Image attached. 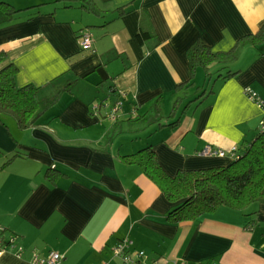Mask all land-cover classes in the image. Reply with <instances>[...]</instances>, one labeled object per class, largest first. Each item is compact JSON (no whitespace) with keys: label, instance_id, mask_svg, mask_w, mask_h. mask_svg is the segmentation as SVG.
Here are the masks:
<instances>
[{"label":"crops","instance_id":"1","mask_svg":"<svg viewBox=\"0 0 264 264\" xmlns=\"http://www.w3.org/2000/svg\"><path fill=\"white\" fill-rule=\"evenodd\" d=\"M37 1L27 7L55 3ZM97 2L105 13L83 14L79 26V13L56 3L0 27V50L19 68L18 86L72 83L38 126L22 129L0 114V227L5 238H16L0 264H33L35 254L50 251L63 255L62 264H124L113 250L125 237L133 240V256L145 252L143 264H264V203L173 222L168 215L177 203L127 156L151 146L175 175L232 160L204 155L209 145L241 148L256 137L264 119V40L239 42L264 25V0ZM83 33L92 36L90 50ZM198 41L215 52L239 44L238 58L208 66L205 72L219 69V77L184 116L177 89L193 76L188 53ZM111 89L127 92L118 121L106 116L110 105L94 109ZM158 99L175 101L177 125L140 118ZM124 122L132 129L124 131Z\"/></svg>","mask_w":264,"mask_h":264},{"label":"trees","instance_id":"2","mask_svg":"<svg viewBox=\"0 0 264 264\" xmlns=\"http://www.w3.org/2000/svg\"><path fill=\"white\" fill-rule=\"evenodd\" d=\"M54 2L59 4L61 8L78 6L87 13H105L97 0H54ZM45 4L47 3L18 9L1 0L0 27L14 20L23 10L38 8ZM116 11L119 12L117 16L119 18L126 12L125 6L118 7ZM244 40L251 43L264 40V25L256 34L247 35L241 39L239 44H245L247 41ZM239 44L230 51L215 52L202 41L195 43L188 53L193 76L187 83L179 85L177 91L190 86L199 67L208 71V66L212 62L226 65L235 62L238 58ZM85 56L82 55L79 58L82 59ZM18 72L17 65L9 62L8 53L0 50V114L14 117L22 129L38 126L41 117L58 102L61 94L69 89L72 83L63 85L55 79L41 87L32 84L18 86L16 82ZM238 73L239 71L232 72L230 76ZM181 100L183 98L178 97L177 104ZM106 105L102 104L101 100L97 106L105 107ZM148 110H150L148 111L149 115H143L140 118H144V121H148L150 125L158 124L159 126L173 127L180 120L178 117L166 124L161 122L162 102L160 99L156 100ZM184 111L185 109L182 110L181 114ZM109 112L106 114L107 117H109ZM237 151L227 165L186 168L179 170L175 175H170L164 170L151 146H147L137 154L127 156L130 157L131 163H138L159 184L167 199L177 203L169 213L168 219L173 222H180L198 220L214 213L222 206L245 212L250 206L264 203V129L259 128L256 137L250 142H243L242 147H238ZM136 155L138 156L136 157Z\"/></svg>","mask_w":264,"mask_h":264},{"label":"built area","instance_id":"3","mask_svg":"<svg viewBox=\"0 0 264 264\" xmlns=\"http://www.w3.org/2000/svg\"><path fill=\"white\" fill-rule=\"evenodd\" d=\"M82 45L85 50H90L93 46V39L90 33H83L81 35ZM126 91H115V89H111L107 94V98L102 100V104L110 105L112 104L109 117L111 119H118L122 116L124 112V101L123 97H126ZM112 97H115V101L112 100ZM253 99H256V96H251ZM261 102V101H260ZM263 103V102H261ZM98 106H95L96 109ZM264 107V103H263ZM97 111V110H96ZM261 129H264V119L260 125ZM238 147H233L229 150L220 149L212 147L211 145L207 146L203 150L204 155H218L221 157L230 156L231 158L236 155L238 152ZM5 229L0 227V253L7 251L10 247H13L15 242V237L11 236L10 238H5L4 236ZM133 240L129 237H125L114 247L113 254L117 257H120L124 264H143L142 258L145 256L144 251H139L136 256H133L132 246ZM19 251L23 249V247L18 248ZM63 255L57 251H50L49 254L45 257H40L37 254L34 255L32 260L33 264H62ZM104 264H107L106 262ZM150 264H158L155 260H153Z\"/></svg>","mask_w":264,"mask_h":264},{"label":"rangeland","instance_id":"4","mask_svg":"<svg viewBox=\"0 0 264 264\" xmlns=\"http://www.w3.org/2000/svg\"><path fill=\"white\" fill-rule=\"evenodd\" d=\"M3 1H6L7 3L11 4L12 6H14L15 8H18V9H25L27 7V5H30L34 2H38L37 0H3ZM39 1H41V0H39ZM55 4L56 3H53V4L49 3V4H45L44 6L48 5L49 9H51L54 7ZM72 9H75V11H77L79 13L78 18L76 16H74V18H76L73 21L75 26H79L80 17L83 14L86 17H90L91 19H95V16L93 14H89V13L86 14V11L85 12H83L84 10L81 11L82 9L78 6L72 7ZM78 9H80V10H78ZM29 10H35V9L33 8V9H28V10H23V11H29ZM72 18H71V20H72ZM234 70H236V68ZM218 72H220L219 69H216V68L213 69L212 67H211V71L208 74L205 72L204 68L199 67L196 70L195 76L193 77L194 79L191 82L190 86L188 88L182 90L181 93L179 94V96L181 98H183V100H181L182 105H181L180 113L183 109H186V108L190 109V111H191L190 113L195 112L197 107L201 104L200 103L201 98H202L201 96L203 94L205 95V93L207 91H209L213 88V85H214L216 79L219 77ZM224 72L227 73V69H223L222 73H224ZM174 102L175 101H173V99H171L168 102H163V105H162L163 111L162 112H163L164 118H163V120H161L162 122H168V121L174 120L173 118H175V115L174 114L170 115L171 110H173ZM187 111L188 110L184 111L182 114H184V116H185L187 114ZM165 114H167V115H165ZM136 122H139V121H136ZM142 123H144V121ZM123 126L125 128L124 131H126L129 129H132L133 124H130L128 122H124ZM122 135H123L121 138L122 140L127 139L126 137L129 135V132H124ZM230 162H231L230 159H226V163H224V164L227 165Z\"/></svg>","mask_w":264,"mask_h":264}]
</instances>
